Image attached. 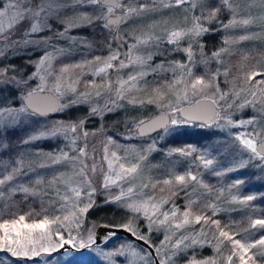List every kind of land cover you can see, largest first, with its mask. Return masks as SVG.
<instances>
[{
	"label": "rangeland",
	"instance_id": "374dc122",
	"mask_svg": "<svg viewBox=\"0 0 264 264\" xmlns=\"http://www.w3.org/2000/svg\"><path fill=\"white\" fill-rule=\"evenodd\" d=\"M169 2L170 0H163V3L161 0H123L121 5L124 9L125 7L139 8L140 4L143 3L148 10L139 15L130 16L111 29L104 27L103 19H96L90 25L71 29L67 36L63 37L57 35L62 29L59 22L60 17L54 16L49 19V23L52 25L51 29L46 28L44 31L31 36L32 40H46V43H23V40L28 38L24 30L29 26V22L25 21L9 34L12 40L20 41L19 44H13L9 47L7 42L0 41V52H3V55H0V68L9 69L3 74L4 77H15L10 84H7L14 88L15 99H18L19 95L22 99L26 92L42 86L43 89L53 91L58 96L60 103L57 118L48 115L38 116L31 112H17L14 115L5 114L0 117V132L7 127L27 124L19 152L15 153L16 155L0 153V178L11 174L13 168L18 169L12 181L0 185V224L5 220L10 223L13 220L18 221L13 232L20 231L21 236L19 238L22 241L27 242L29 237V229L25 227L26 225L39 223L45 217L49 221L59 217L64 226L61 227L59 222L50 224L47 231L51 235V240L45 239L41 243L45 246L51 243L54 250L60 248L56 245L59 240L56 231L59 229L64 236H67L65 239L69 238V233L73 238H76V245L80 249L79 242L84 235L77 233V231L83 222L78 229L74 225L69 226V222L64 221V217L76 210L73 203L72 188L79 187L81 190L80 201L82 202H78L79 207H83L88 202L89 197L86 193L94 188L95 193L91 197L94 202L93 208L107 205L121 209L125 213L124 224L132 220L139 229V235L147 236L154 245H160L164 236L169 235L171 240L166 242L164 253L170 254L171 245L182 236L193 237L198 233L201 234L199 238L205 242L203 246L198 245L195 248L181 251L174 257L173 264H180L177 262V258L182 255L187 257L189 254L191 257L196 252L201 254L196 257L199 260L209 259L212 264H229L227 258L233 254V245L230 241L221 238L220 233L216 234L219 224H215L216 227L211 224L214 225L213 221L221 223L223 217L229 215L227 213L242 204L241 200L238 199L243 187V181L239 180V176L246 164L256 158L243 147L236 137L241 134L258 132L259 137L257 139L264 142V112L258 110L259 105L257 107L251 105L239 107L246 100H256L260 104H264V77L258 79L254 77L249 82L248 78L245 79V73L238 72L229 75V61L238 60L240 66L250 64L247 65L250 66L249 70L254 69V71H250V75L257 72L264 74V0H230L234 11L222 7L217 20L213 21L210 26L211 30L196 38L198 43L204 45L203 52L205 54L201 57L194 43V50L197 51L196 60H207V62H198L195 66L190 65L193 72L191 77L187 74L182 76L179 69L174 74L171 68L174 62L184 63L186 60L185 53L175 49L186 48L189 42L194 41V38L188 36L181 40L179 45L169 44L167 33L173 30L186 31L191 28L194 10L190 9V3L180 7L163 6L164 3ZM212 3L217 4L218 0H212ZM79 10L88 11L94 15L107 13V9L100 6H86ZM72 14L73 10L70 8L64 9L62 12V15ZM233 18L237 23L229 28H224L223 25L228 24L229 20ZM242 20H250L251 22L243 25L239 23ZM5 23H7V19H5ZM205 26L208 27L209 25L205 24ZM94 28L102 29L104 33L102 35H107L108 39L101 40L94 37ZM149 35L159 39H154L148 45H137L129 54V47L136 44L137 38L143 39ZM210 35H212V41L215 42L214 46H211L212 41H208V43L205 41ZM71 37L75 39H70ZM241 37L246 38L241 39ZM225 40L228 42L224 43ZM220 49H226V51L221 52L216 59H207L213 52ZM117 50L121 54L120 60H123L125 64L128 63L129 55L134 59L136 56L147 57L151 54V59L144 65H130L124 68L119 67V61H113L114 67L112 69H108L106 73L96 74L97 69L104 66L103 62L107 57ZM45 51L51 53L55 59L52 61L51 67L46 63L39 75H33L37 71V62ZM97 57L100 58L99 61H97ZM249 61L250 63H248ZM65 65H82V67H69L68 73L63 75L61 91L57 92L54 88L56 77L61 75L59 70ZM161 65L162 67H159ZM255 67L257 68L256 71ZM154 69L155 71H153ZM137 73H146V75L136 81L135 87L130 92H126L123 97H118L116 88L119 86V82L127 80L130 75L135 76ZM213 75H215L213 83L218 85L219 91L215 87L206 88L203 91L199 87L196 90L192 89L191 83L196 77L202 76L207 81ZM41 76L45 78L43 81L40 79ZM174 80H181V83L170 88L169 86ZM258 81H262V83H257ZM109 83L112 85L111 89L105 87ZM69 84L75 88V92L68 90ZM5 86L0 85V88ZM125 87L128 86L125 85ZM154 89H158L159 93L154 92ZM2 90L0 89V104L7 99L9 94L8 89ZM97 92L100 95H96ZM252 92L256 93V97L251 95ZM236 93H239V96ZM82 94H87L86 101ZM224 94L227 95L221 99ZM203 97L215 100L218 106L216 118L212 123L206 125H211V128L219 130L222 135H225L227 139L229 138L228 141H225L221 137L205 150L191 144L177 148H162L159 144L163 140V134L145 138L137 135L136 123L132 129L127 123L129 124L127 129L124 126L125 128L122 127L119 131H113L108 128L110 126L104 127L102 122V116L106 113L110 114L125 107L139 108L149 104L156 112L166 111L170 114L171 120L177 121V117H180L177 110L182 104H188ZM130 100H135L136 103H129ZM149 100L154 102L149 103ZM73 101L76 102L73 103ZM141 101L143 103H140ZM23 106L20 100L15 104L12 102L5 103L0 105V108L18 110ZM73 108L81 109L86 117L82 115L76 119L67 120L58 118L66 115ZM93 108L100 110L102 115H93L91 112ZM253 118L255 123L252 125L240 123ZM81 120L84 122L83 126L78 128L75 134L32 138L40 136L41 132L56 126H66ZM83 132H87L89 135L84 137ZM225 136L223 137L225 138ZM109 138L113 144L108 145V158L112 159V152H116L117 156L121 158L120 161L113 163L111 171L108 168V161L104 159V148L108 144ZM41 141H47L49 149L45 151L39 149L37 143ZM73 141H75L74 144ZM5 145V139L0 134V150H3ZM80 148H84L86 152V156L81 159L83 165H87L85 171L87 179L91 182L88 188L83 186L82 178L79 176L83 166L81 160L69 159L60 160L58 163L53 162L57 156L63 153H68L70 157L78 156ZM177 150H184V154ZM188 152L191 154H186ZM12 155H15L14 158ZM202 158L211 159L213 164L207 169L204 168ZM120 163H124L126 167L137 164V172L124 179L116 180L115 173L120 171ZM94 164L96 166L95 172L91 170ZM241 164H243L242 167ZM188 173L197 176V181H186L187 186L176 182L177 176L183 175L187 178ZM105 175L111 176L113 180H116V183L104 188ZM165 180H170L172 183L165 184ZM237 181H241V183L237 184ZM23 188H28L29 191L25 192L22 190ZM129 188H132L134 193L131 198L126 196L119 203H105L106 199L119 196L121 191L127 193ZM17 192L25 193L30 197H35L36 194L44 196L47 198L44 199L46 203L53 208L52 213L54 214L51 213L50 215L49 213L41 217L40 220H27L25 218L22 222H19L20 216L12 215V212L2 214L1 207L11 200L13 194ZM66 196L68 197L67 200H65ZM149 197L153 198L149 205L150 211L152 210L151 204L160 205L159 213L153 216L155 223L151 232L148 231L147 227L149 221L142 213H134L124 206L126 203H142L147 201ZM163 200L168 202L161 203ZM190 202L191 207L188 208ZM172 209H179L176 218L170 219L167 224L160 226L157 230L159 221L163 219L161 213H169L170 216ZM186 210L192 213L189 217L192 223L180 229L170 228L169 225L182 221L181 213ZM205 212H208L204 217L207 222L202 219L200 223H195V216L203 217ZM259 229L258 234L261 235L258 240L264 237L262 234L264 230ZM218 230L229 233L234 239H239L241 243L247 245L245 240H248V236L234 233L228 229ZM94 231L95 229H93V233ZM40 232L39 229L33 230L30 234L31 238L39 240ZM2 234L0 231V235ZM86 239L82 241L88 245L83 250V255L105 256V253L116 252L122 245L131 244L135 251L144 257L143 259H134L127 252L124 255L114 256L112 259L120 260L121 264H130V262L131 264H154L153 257L146 254L149 253L148 250L139 247L136 242L128 237L116 238L111 243L101 247L94 245V243L89 245L88 237ZM69 245L73 246L74 244ZM31 246L29 245V247ZM35 246L39 250L40 244ZM260 247L264 248V246L258 245L255 250ZM66 248L68 247H64L61 251ZM67 252L66 250L65 253ZM236 252L237 254L233 256L231 264H242L239 258V249H236ZM2 253H5L6 256L11 255L6 250H0V255ZM47 253L42 252L41 254ZM205 253H210V255L202 256ZM72 255L68 253L66 257ZM221 256L224 258L223 261H220ZM157 257L158 259L164 258L163 255ZM32 258L34 257L27 259ZM188 259L189 257L187 261ZM0 264H4L1 259Z\"/></svg>",
	"mask_w": 264,
	"mask_h": 264
},
{
	"label": "snow or ice",
	"instance_id": "6c2138e0",
	"mask_svg": "<svg viewBox=\"0 0 264 264\" xmlns=\"http://www.w3.org/2000/svg\"><path fill=\"white\" fill-rule=\"evenodd\" d=\"M163 3V0H161ZM190 3V9L194 10L193 15V25L191 28L185 30H173L171 32L167 33L168 37V43L169 44H176L179 45L180 41L183 40L185 37L191 36L194 38L193 42H189L188 46L186 48H177L175 50L182 51L186 55V60L184 63H181L179 61H176L173 63V66L171 70L175 74L176 70L179 69L182 76L184 74H187V76L191 77L193 75L192 67L190 65L195 66L198 62L206 63L207 60H201L197 61V51L194 50V43L195 48L198 50V53L201 57H203L205 54L203 52L204 45L197 42L196 38H199L200 36L204 35L205 33L209 32L211 30V24L213 21L217 20L218 14L221 11L222 7H226L229 10L232 9V4L230 3V0H218L217 4H213L212 0H170L169 3H164V7H180L184 4ZM86 6H100L105 7L107 9L106 14L102 15H94L90 14L88 11H80V8H84ZM120 4L118 0H0V41L7 42V45L11 47L13 44H19L20 41H15L10 38V33L13 32V30L20 24L24 23L25 21L29 22V26L24 30L25 35L28 37L27 39L23 40V43L25 44H32V43H46V40H32L31 36L33 34L40 33L44 31L46 28L51 29L52 25L49 23V19L51 17H60L59 22L62 25V29L57 33L59 36H67V33L74 28L90 25L93 23L96 19H103L105 21L104 27L105 28H111L112 25L124 22L127 18L133 15H139L144 11H147L148 9L146 6L141 3L139 8L136 7H125L124 9V15L121 17H117L116 19H112L111 14L114 11V8L119 7ZM72 9L73 14L72 15H62V12L64 9ZM234 11V10H233ZM5 19H7V23H5ZM250 20H242L239 23L243 25L249 24ZM237 21L233 18L229 20L228 24H224V28H229L236 24ZM205 24L209 25L208 27L205 26ZM246 37H241V39H245ZM70 39H75L74 37H71ZM158 40L159 38H154L152 36H147L146 38H137L136 44L131 45L129 47V54L132 52L134 48L137 47V45H148L153 40ZM228 41L225 40L224 43H227ZM226 51V49H220L217 52H213L210 57H207V59H216L220 56L221 52ZM62 54V53H61ZM0 55H3V52H0ZM120 52L117 50L114 54L107 57V59L103 62V67H99L97 69L96 74L100 73H106L108 69H112L114 67L113 61H119V67L124 68L128 67L130 65H144L147 63L148 60L151 59V54H149L147 57L143 56H136L134 59L129 55L128 63L125 64L123 60H120ZM55 59V57L45 51V53L41 56L40 60L37 62V71L33 73V75H39L40 70L43 68V66L47 63L49 67H51L52 61ZM97 61L100 60L99 57L96 58ZM69 67H82V65H65L63 66L59 71V76L56 77V84L54 85V88L57 92L61 91V81L63 78V75L65 73H68ZM159 67H162L159 66ZM9 71L8 68H0V85H7L10 84L15 77H4V73ZM155 71V69L153 70ZM146 75V73H137V75L132 76L130 75L127 80L119 82V86L116 88V94L118 97H123L126 92H130L132 88L135 87V83L137 80L143 78V76ZM260 75V73H252L248 77V81L251 82L255 76ZM40 79L43 81L45 78L43 76L40 77ZM215 75H213L209 80H205L204 77H196L194 80H192L191 87L193 90H196L198 87L201 91H203L206 88L215 87L217 91H219L218 85H214ZM22 82V81H21ZM74 83V82H73ZM181 83V80H174L172 82V85L169 87H173L176 84ZM257 83H262V81H258ZM125 85L128 87L126 88ZM105 87H108L111 89L112 85L111 83L105 85ZM43 91V87H39L38 89H34L32 92H29L27 94V97L25 99L31 98L35 91ZM68 90L75 92V88L71 86V84L68 85ZM154 92L159 93L158 89H154ZM84 96V100H87V94H82ZM96 95H100L99 92L96 93ZM162 95V94H161ZM227 94H224L221 96V99H224V96ZM237 96H239V93H236ZM251 95L253 97H256V93L252 92ZM76 101H73L75 103ZM149 103H152L154 101L149 100ZM129 103H136L135 100H130ZM140 103H143L141 101ZM213 103L215 104L216 101L214 100ZM251 105L253 107H258V110L260 112H264V104H260L256 100H246L243 104H240L239 107H245ZM50 110V109H49ZM110 110V109H109ZM31 111L33 114H44V109H42L40 106L35 105L31 102L30 99H28V103H26L23 107L20 109H11V108H0V117H3L5 114L8 115H14L17 112H29ZM93 115H102V112L96 108H93L91 110ZM171 124H176L177 121L175 119H172ZM83 120L79 121L78 123L69 124V125H60L56 126L52 129L43 131L40 133V136L32 137L33 139H38L43 136H57V135H64L68 136L69 133L75 134L77 132L78 128H81L83 126ZM141 124L144 122L141 121ZM243 125H252L255 123V119H249L246 121L240 122ZM164 124H161L159 121L152 122V128L156 127H164ZM151 130V129H150ZM143 132V129L141 130ZM82 135L84 137H87L89 133L83 132ZM259 137L258 132L249 133V134H241L240 136H237L236 139L241 142L244 148L249 150L251 154L262 161H264V142H261L257 139ZM75 141H73V144ZM113 144V141L111 138L108 140V144L105 145L104 152L105 156L104 159L108 161V168L111 171L113 169V163L120 161V157L117 156L116 152L111 153L112 159L108 158V145ZM259 145V147H258ZM181 151L182 154H184V150H177ZM190 155L191 153H186ZM86 156V152L84 148L79 149V155L75 157H70L68 153H63L60 156H57L53 162L58 163L60 160H81V163L83 165V160L81 158ZM143 159V157H142ZM202 164L204 168H209L213 161L211 159H203L202 158ZM243 164H241V167ZM87 165H83L80 169L79 176L82 178V184L85 188L90 187L91 182L87 179L86 171ZM119 172L115 173L116 180L124 179L128 176H131L137 172L138 165L132 164L129 167H126L124 163L119 164ZM93 172L96 171L95 164L92 166L91 169ZM18 171L17 168L12 169V173L6 176H3L0 178V185H4L9 181H12L14 178L15 173ZM219 174V173H218ZM116 180H113L111 176L105 175L104 177V184L103 187L107 188L110 184H115ZM176 182L180 184H185L187 186V182H196L197 176L192 175L191 173L187 174V178L185 176H177L175 178ZM39 183V181H37ZM165 184H170L172 181L165 180ZM237 184L241 183V181H237ZM23 191L27 192L29 191L28 188H23ZM71 191L74 193L73 197V203L76 206V210L71 212L69 215L64 217V221L69 222V226H76L79 227V225L83 222V214L88 212L89 209L94 207V202L92 201L91 197L95 193V189L92 188L90 192H87L86 195L89 197L88 202L84 204L83 207L78 206V202L81 198V190L79 187L72 188ZM133 189L129 188L127 193L121 191L119 196L112 197L111 199H106L105 203H113V202H121L124 197H129L133 195ZM68 197H65V200H67ZM253 196H247L245 197L241 203H247L248 201L253 200ZM153 200L152 197H149L147 201H144L142 203H126L124 206L131 210L134 213H142L143 216L149 221L148 224V231H152V226L155 223L153 220V216L159 213L160 205L158 204H151V211L149 209V205L151 201ZM167 200L161 201V203H167ZM188 208L191 207V202L187 206ZM179 209H172L171 215L169 216V213H161L163 215V219L159 221V224L157 225V230L160 226H163L168 223L170 219L174 220L177 216V212ZM183 219L180 223H176L173 225H169L170 228L174 229H180L183 228L185 225H188L192 223V221L189 219V217L192 215V213L188 210L181 213ZM25 217L20 216L19 222L24 221ZM204 219L205 222H207L206 218L196 215L195 216V223H200L201 220ZM60 223V226L63 227V222L60 221L59 217H56L54 220L49 221L46 217L41 220L39 223L32 224V225H26L29 229V237L27 239V242L22 241L19 237L21 236L20 231H15L16 224L18 221L13 220L11 223L7 220H5L2 224H0V231H2V235H0V250H6L7 252L11 253L14 257H24V258H30L39 256L42 252L47 253L52 250H54V246L49 243L48 246H45L41 241L47 239L51 240V235L47 231L48 226L50 224H56ZM215 224H219L218 221H213ZM253 227L259 226L261 229H264V219H257L253 221L252 224ZM124 229H126L128 232H130L133 236H135L139 240H143L148 247L155 248V252L157 256L163 255L164 258L159 259L158 264H173L174 257H176L181 251H185L189 248H195L196 246H203L205 243L202 241L199 237L201 234H196V236L189 237V236H182L181 238L177 239L174 244L171 245V252L170 254L164 253V248L166 247V242L171 240V237L169 235H165L164 239L161 241L160 245H152L151 241L147 236L139 235V229L135 226L134 222L132 220H129L126 224L122 225ZM39 229L40 232V238L39 240H33L30 236L31 232L33 230ZM56 235L59 237V240L56 242L57 246L63 247L64 244H76L77 241L75 238L71 236L69 233V238L65 239L64 235L61 233L59 229L56 231ZM114 233L107 234L104 239L108 240L110 239ZM220 237L228 240L233 245V254L228 256L229 264H231V261L233 259V256L237 254L236 249H239L240 252V260L242 264H247V260H245V254H247L249 249L255 248L258 245L264 246V237H261L259 240L255 242V244H243L239 239H234L232 235H229V233L224 232L223 230L220 231ZM190 240V242H188ZM223 242V241H221ZM40 244L39 250L36 248V244ZM88 243L89 245L94 243V233L90 229L89 235H88ZM29 245H32L29 247ZM86 245L81 241L79 242V247H85ZM125 252L129 253L134 259L140 258L143 259L144 257L140 256V253L135 251L133 246L131 244L129 245H122L120 249H118L116 252H109L105 253V259L109 262V264H112V257L124 255ZM147 255H151V253H146ZM248 259H252V257H248ZM131 264V262H130ZM187 264H212V262L209 259H203L199 260L196 258L195 254L191 256ZM253 264L255 262L253 261Z\"/></svg>",
	"mask_w": 264,
	"mask_h": 264
},
{
	"label": "trees",
	"instance_id": "16d2710c",
	"mask_svg": "<svg viewBox=\"0 0 264 264\" xmlns=\"http://www.w3.org/2000/svg\"><path fill=\"white\" fill-rule=\"evenodd\" d=\"M211 36L212 35L208 36L205 39L206 43L213 40ZM214 43L215 42L212 41L211 46H214ZM250 61L248 63H250ZM247 65L250 64L240 66L238 60L229 61V75H234L238 72L245 73V79H247L250 75V71H254V69L249 70L250 66ZM256 70L257 68L255 67V71ZM257 73H260V75L255 76V79L264 77V74L262 72ZM0 89L9 90L7 99L3 100L0 105H4L8 102H12L15 104L21 100L20 95L18 99H15V92H13L14 88L11 85H6L4 88L2 87ZM154 112L156 111L150 104L147 106H141L139 108L125 107L110 114L106 113L104 116H102V122L104 124V127L110 126L108 128L113 131H119V129L124 126H126L127 129V125L129 124V128L132 129L134 123L137 124V122H139L141 119L153 114ZM82 115L85 116L81 109L73 108L70 109V111L66 115L60 116L58 118L65 120L76 119V117ZM48 116L57 118L58 115L56 114ZM177 118L178 120L176 124H171L167 128L162 129L153 135L146 136L145 138H151L155 135L163 134V140L159 144V146H161L162 148H177L186 144H191L203 150L207 149L211 143H214L221 137L225 141L229 140V138L227 139V137L225 135H222L219 130L211 128V125L208 126L206 124L188 122L181 119L180 117ZM26 128L27 124L24 123L20 126L4 128L3 131L0 132V134L3 135L6 145L2 148L3 150H0V153H4V155L18 153L20 148L22 147L21 143L23 137L25 136ZM223 136H225V138ZM37 144L38 148L41 150L45 151L49 149L47 141H41ZM239 180L243 181V187L238 199L242 201L247 196H253L254 199L248 201L247 203L238 205L237 208L233 209V211L227 213L229 215L225 218L223 217L222 222L219 223V227L216 229V234H219L221 231L218 229H228L234 233L248 236V240H245L246 244H255V240L257 241L261 234H258L260 227L252 226L253 221H255L256 218L264 219V161L256 157L252 161L248 162L240 173ZM34 196L35 197H30L29 195H26L22 192L13 194L11 200L6 202L1 207L2 214L12 212V215H23L27 220H40L41 217L46 216L49 213L51 215L53 208H51L46 203V200H44L47 198L38 194ZM207 213L208 212H205L203 217H205ZM124 217L125 213L117 207L103 205L101 207L91 208L84 214L82 226L80 229L78 227L79 231H77V233H82L84 237L81 238V241H85L87 240L86 237H88L89 230L91 229L93 231V229H95L98 224L108 223L113 225H122L124 224ZM211 225L216 227L215 223L214 225ZM262 234H264V231L262 232ZM125 237L126 236L124 235L114 233V235L110 239L105 240L101 244L94 245L101 247L107 243H111L116 238ZM136 244L141 248L147 249L137 242ZM151 244L154 245L152 240ZM73 246L74 248H66L64 249V251L54 250L47 254H40L39 256L32 259L23 257L16 258L11 255L6 256L5 253H2L3 255H0V259L3 260L4 264H109V262L105 259V256L96 255L95 257L89 254L83 255V250L78 249V246L76 244H74ZM66 250L68 251L67 253H65ZM68 253L73 255L66 257V254ZM195 255L196 257H199V255L201 254H197L196 252ZM204 255L208 256L210 255V253H205L202 256ZM188 257L190 258L189 254L187 255V257L182 255L181 257L177 258V262L180 264H187ZM248 257H252V259H248ZM223 259V256H221L220 261H223ZM245 260H247V264H253V261L255 262V264H264V248L260 247L256 250L255 248L249 249L246 254ZM112 264H121V262L118 259H112Z\"/></svg>",
	"mask_w": 264,
	"mask_h": 264
},
{
	"label": "water",
	"instance_id": "95a60500",
	"mask_svg": "<svg viewBox=\"0 0 264 264\" xmlns=\"http://www.w3.org/2000/svg\"><path fill=\"white\" fill-rule=\"evenodd\" d=\"M117 17H121V15L119 13L111 14L110 18L116 19ZM33 90L26 92L22 96L21 101L23 105L28 103V99H30L33 104L38 105L45 110L44 114H36V115L47 116V115H55L58 113L60 106L59 98L53 91L49 89H44L43 91L37 90L34 92L31 98L25 99L27 97V94L29 92H32ZM213 101H214L213 99L208 97L199 98L191 103L182 104L178 108L177 112L179 116L185 121L201 123V124H210L214 121L218 113V106L216 103L214 104ZM141 121H143L144 123L141 124L140 123ZM154 121H159L161 124H164L165 126L152 128V122ZM170 121H171V116L168 112L158 111L137 122L135 126V131L137 135L140 137L150 136L168 127L171 124ZM142 129L143 132L141 131ZM109 233L124 235L136 241L137 243L143 245L148 249L149 253H151V256L154 259V264H158L159 259L155 253V249L152 247H148V245H146L143 240L137 239L130 232L124 229L121 225H113L108 223L98 224L94 231V244L103 243L105 241L104 237ZM64 247L74 248L72 245L64 244L63 247L58 248L57 251H61ZM87 247L88 245H86L85 247H81L80 249L85 250Z\"/></svg>",
	"mask_w": 264,
	"mask_h": 264
},
{
	"label": "flooded vegetation",
	"instance_id": "af4514ba",
	"mask_svg": "<svg viewBox=\"0 0 264 264\" xmlns=\"http://www.w3.org/2000/svg\"><path fill=\"white\" fill-rule=\"evenodd\" d=\"M122 1L123 0H121V1H118L119 2V4H120V6L119 7H116V8H114V11H113V13L112 14H120L121 16H123V14H122V11H123V9H124V7L121 5V3H122ZM104 21V20H103ZM104 24H105V21H104ZM120 23H118V24H115V25H112V27H115V26H117V25H119ZM111 27V28H112ZM110 28V29H111ZM93 32V31H92ZM94 37H97V38H100L101 40H106V39H108V36L107 35H105V36H103L102 34H104L103 32H102V29L100 30V28H98V29H95L94 28ZM102 35V36H101ZM91 36V35H90Z\"/></svg>",
	"mask_w": 264,
	"mask_h": 264
}]
</instances>
